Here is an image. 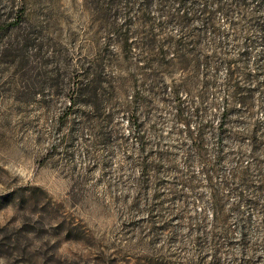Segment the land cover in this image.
I'll use <instances>...</instances> for the list:
<instances>
[{"label":"rangeland","instance_id":"rangeland-1","mask_svg":"<svg viewBox=\"0 0 264 264\" xmlns=\"http://www.w3.org/2000/svg\"><path fill=\"white\" fill-rule=\"evenodd\" d=\"M217 24L218 56L253 92L248 107L230 102L222 139L205 131L201 157L187 133L196 92L180 121L170 95L141 85L140 0H0V264H264L263 45ZM99 72L105 107L71 105ZM227 95L213 91L214 127ZM146 156L155 171L144 175ZM222 180L248 184L254 203Z\"/></svg>","mask_w":264,"mask_h":264},{"label":"trees","instance_id":"trees-1","mask_svg":"<svg viewBox=\"0 0 264 264\" xmlns=\"http://www.w3.org/2000/svg\"><path fill=\"white\" fill-rule=\"evenodd\" d=\"M218 15L225 17L234 32L232 35L236 36L243 30L244 44H254L255 34L258 35L263 45L261 60L264 68V0H140V69L144 72V82L141 85H147L150 81L147 89L150 94H159L163 99L164 95H170L174 103L175 118L180 121L186 119L183 97H189L196 92L195 106L191 107L190 116L198 125L194 132L187 133L192 142V149L201 157L205 131L210 129L218 140L222 139L224 125L234 111L230 102L248 107L253 92L251 87L243 83L249 82V73H243V79L242 76L236 77L235 61L224 60L218 56L221 36L217 24ZM172 29L176 30V34L170 32ZM204 47H209L211 53L205 54ZM246 56L244 49L241 57L243 63ZM222 62L227 66V77L225 82L220 84L216 74L218 65ZM171 72H181L183 77L168 88L164 83H160L164 76ZM107 82L100 72L96 73L88 82L80 83L76 87V95L69 99V103L96 109L104 108L101 86ZM220 85L228 95L217 118L218 124L214 127L213 118L209 117L215 109L213 91ZM261 86L264 87V84ZM144 104L145 102L140 101V106ZM217 147L219 151L221 144L218 143ZM144 150L145 144L140 136V154ZM162 156L160 153L159 157ZM221 160L222 156L218 152L211 172L220 170ZM202 162L203 169H207L205 160ZM140 169L144 175L155 171L147 156L140 162ZM243 173L246 175L245 171ZM220 184L229 187V192H234L238 200L254 203V196L248 197L244 192L250 189L248 184H244V188H237L238 184L235 183L229 186L223 180ZM211 189L213 197L217 198L218 184L211 185ZM261 190L262 187H257L253 193H259ZM214 204L217 205L215 202Z\"/></svg>","mask_w":264,"mask_h":264}]
</instances>
